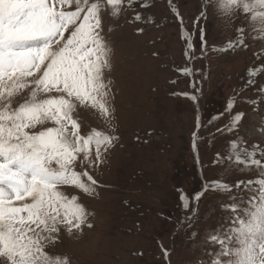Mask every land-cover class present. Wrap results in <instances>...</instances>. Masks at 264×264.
Here are the masks:
<instances>
[{
    "label": "snow or ice",
    "instance_id": "1",
    "mask_svg": "<svg viewBox=\"0 0 264 264\" xmlns=\"http://www.w3.org/2000/svg\"><path fill=\"white\" fill-rule=\"evenodd\" d=\"M135 4L145 11L137 12L134 21L155 23L148 12L151 0H0V264H73L68 256L51 249L62 231L72 234L93 227L92 213L66 188L97 195L98 182L90 169L105 162L119 139L114 82L106 75L112 69V47L103 35V20L105 15L118 18ZM210 7L229 21L242 19L235 38L213 46V51L250 48L249 36L253 44L261 45L254 53L260 63L248 69V79L240 89L259 93L256 99L240 101L258 112L264 103V84L257 86L255 79L264 74V0H203L197 23L207 20ZM172 10L179 16L178 8ZM182 33L187 40L185 56L200 58L192 55L191 33L186 29ZM203 35L201 29V56L207 54ZM181 71L184 75L193 72L190 67ZM191 99L198 100V95ZM236 104L234 95L225 109L229 120L217 129L234 135L226 154L217 153L214 161L223 172L218 179L205 181L192 198L180 190L184 210L193 199L196 202L192 214L184 218L188 227L209 190L228 194L230 200L221 205L230 213L227 224L203 237V243L211 246L203 248L210 259L197 264H264V139L249 144L240 135L246 113L233 114ZM79 108L94 111L104 128L85 131L77 115ZM224 114L217 113L209 124ZM197 126H201L199 117ZM251 132L264 136V117ZM197 138L194 132L193 148L199 159ZM231 171L254 172L257 178L229 184L224 177ZM244 192L249 195L245 197ZM189 236L197 238L199 232L193 230Z\"/></svg>",
    "mask_w": 264,
    "mask_h": 264
},
{
    "label": "rangeland",
    "instance_id": "2",
    "mask_svg": "<svg viewBox=\"0 0 264 264\" xmlns=\"http://www.w3.org/2000/svg\"><path fill=\"white\" fill-rule=\"evenodd\" d=\"M173 7L178 8L179 16ZM202 7L203 0H151L148 12L155 23L134 21L137 12L145 11L139 4L126 8L118 18L104 16L103 35L112 47V69L106 75L114 82L115 134L119 139L105 162L90 169L98 182L97 195L66 188L92 213L93 227L72 234L62 231L51 249L68 256L73 264H197L198 260L210 259L203 248L211 246L203 243V237L227 224L230 213L221 205L230 203L229 196L206 192L195 221L188 227L184 218L192 214L196 202L193 199L190 208L184 210L180 190L192 198L205 181L216 180L223 172L214 161L217 153L226 154L234 135L217 129L229 120L225 109L232 94L237 97L233 114L246 113L240 135L249 144L264 139L251 132L264 117V103L256 112L253 105L245 103L243 107L238 99L248 69L260 63L254 56L261 50L260 43L253 44L249 36L250 48L213 51V46H223L235 38L242 19L229 21L210 7L207 20L197 23ZM140 28L144 31H137ZM182 29L191 33L192 55L200 58L185 56L187 40ZM201 29L207 46L205 56H201ZM184 67L192 68V75H184ZM255 79L257 86L264 84V74ZM243 92L247 98L259 96L252 88ZM191 95H198V100L193 101ZM217 113L225 114L210 125ZM77 115L85 131L104 128L91 109L79 108ZM194 132L199 159L193 148ZM255 178L254 172L231 171L224 182ZM193 230L199 232L194 239L189 236Z\"/></svg>",
    "mask_w": 264,
    "mask_h": 264
},
{
    "label": "trees",
    "instance_id": "3",
    "mask_svg": "<svg viewBox=\"0 0 264 264\" xmlns=\"http://www.w3.org/2000/svg\"><path fill=\"white\" fill-rule=\"evenodd\" d=\"M232 95L234 96V94H232ZM239 95H240V98H238L239 101L244 100V99H246L248 97V96H246V94L244 92H241V91H239ZM243 104H245V103H241V106L245 107Z\"/></svg>",
    "mask_w": 264,
    "mask_h": 264
},
{
    "label": "water",
    "instance_id": "4",
    "mask_svg": "<svg viewBox=\"0 0 264 264\" xmlns=\"http://www.w3.org/2000/svg\"><path fill=\"white\" fill-rule=\"evenodd\" d=\"M192 139H193V137H192ZM196 150V149H195ZM196 152V151H195Z\"/></svg>",
    "mask_w": 264,
    "mask_h": 264
}]
</instances>
